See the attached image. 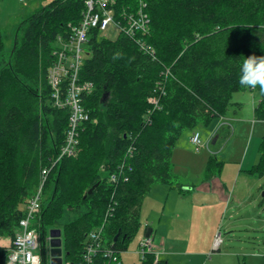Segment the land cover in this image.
<instances>
[{
  "label": "trees",
  "instance_id": "16d2710c",
  "mask_svg": "<svg viewBox=\"0 0 264 264\" xmlns=\"http://www.w3.org/2000/svg\"><path fill=\"white\" fill-rule=\"evenodd\" d=\"M108 6L122 25L142 9L148 29L115 40L100 37L99 28L89 32L78 81L93 90L80 99L89 120L79 128L76 156L53 165L69 113L53 106L47 74L56 38L80 23L85 0H54L33 11L0 69V238L11 241L48 169L33 228L42 244L52 229L61 231L66 262L79 260L89 233L103 226L95 264H121L145 195L154 185L183 191L171 164L177 142L225 116L233 94L257 92L253 119L264 122V92L239 83L243 60L264 56V0H109ZM3 50L0 26V59ZM221 168L209 157L202 182ZM245 173L264 177V137ZM140 264L170 263H155L147 253Z\"/></svg>",
  "mask_w": 264,
  "mask_h": 264
},
{
  "label": "rangeland",
  "instance_id": "374dc122",
  "mask_svg": "<svg viewBox=\"0 0 264 264\" xmlns=\"http://www.w3.org/2000/svg\"><path fill=\"white\" fill-rule=\"evenodd\" d=\"M23 1L0 0V25L4 43L0 69L10 61L14 43L21 36L18 29L21 22L33 12L31 9L46 6L54 0ZM32 2L38 5L33 3L28 10L27 5ZM117 36L118 30L112 25L100 33V37L108 40H115ZM258 100L257 92L233 94L231 103L236 105L230 106L226 114V118H233L232 129L221 127L222 120L215 119L208 127L196 129L203 145L199 151L187 142L189 133H185L172 153L173 171L181 184L186 183L183 174H201V171L203 174L209 157L222 163L216 178L227 188V202L221 208H202L194 200L191 213L181 220L179 236L189 239L190 250H203L209 239L213 243L218 240L217 250L209 249L206 253L208 258H204V263L207 264L213 259L210 264H264V177H252L245 173L256 164L259 144L264 137V122L253 120V105ZM215 137L217 140L211 143L210 139ZM194 196L198 198L197 194ZM148 210L145 204L141 206L138 215L140 227L128 241L126 250L121 253V264H140L137 249L148 231L145 227L146 215H150ZM188 218L190 220L186 222ZM9 244L8 238H0V247H8Z\"/></svg>",
  "mask_w": 264,
  "mask_h": 264
},
{
  "label": "crops",
  "instance_id": "0c3cea01",
  "mask_svg": "<svg viewBox=\"0 0 264 264\" xmlns=\"http://www.w3.org/2000/svg\"><path fill=\"white\" fill-rule=\"evenodd\" d=\"M19 2L23 3L24 1L19 0ZM33 3L38 5L37 2L30 3L27 5L28 10ZM38 7L41 8L40 6ZM39 8L34 7L31 11H35ZM110 25L111 24L109 23L107 26ZM106 29L107 27L104 30H101V32L103 33ZM256 105H253V109ZM226 114L225 116L218 118L223 122L221 127H228L232 129L231 123L233 122V118H226ZM239 126L240 125H238V127ZM191 134L192 132H190L188 137H186L189 144H191ZM216 140L217 137L210 139V142L214 143ZM177 144L179 143L177 142ZM176 174L179 176L181 175L180 173ZM201 174L199 172L183 174L182 176L186 179V183L182 184V192L177 189H169L164 186L154 185L142 199L141 206L145 204L149 209L148 213H150V215H146L147 223H145V227L151 230L150 237L152 240V248L157 253L159 260H164L170 264H207L204 263V258H208V254L206 253L209 249L213 250L212 240L209 239L206 248L203 250H190L188 246L189 239H182L179 236V234H181L182 217L184 218L189 214V212L191 213V208L194 206V200L197 201L196 204L202 208H221L222 204L228 200L227 188L223 186L220 179L214 178L211 181L202 182L200 179ZM195 194L198 195L197 199L194 196ZM144 201L146 203H144ZM141 206L139 211L141 210ZM190 218L185 219V221H189ZM213 260H210V263H212Z\"/></svg>",
  "mask_w": 264,
  "mask_h": 264
},
{
  "label": "bare ground",
  "instance_id": "6f19581e",
  "mask_svg": "<svg viewBox=\"0 0 264 264\" xmlns=\"http://www.w3.org/2000/svg\"><path fill=\"white\" fill-rule=\"evenodd\" d=\"M20 1H23V0H20ZM108 5H109V0H85V10L82 13V19H81L80 23L77 26L69 25L70 34H71L72 28L76 29V28H79L81 25H85L86 17H97L101 21L102 20H109V21L112 20V22L110 24L112 26H114L118 30V33H125L123 31V29L126 28L128 26V24L127 25H122L121 21L116 23L114 21V18H113V10L110 9ZM144 6L145 5H143V7ZM139 15H142V16L146 17V21H147L146 28H145V31H142V32H146L147 29H148L149 20L147 18V15L142 12V9L138 11L136 16L131 15L128 18V20L131 17L138 18ZM93 29H95V28H93ZM91 30H92V28H87L86 29V33H87L86 42L88 40V34H89V32ZM137 31H141V30H137ZM69 35H67V37L58 36L56 38V40H55L54 48L52 50L53 62H52L51 67L48 70L47 83L50 86L51 82L53 80V77H57L58 80H59V85L64 87L65 84H68L75 77L78 84H86V85L91 87L89 92H83V93L80 94V99H81L82 98L81 96L88 95L93 90V84L92 83L79 82L78 81L79 70H80V67L82 66V63H83V61L85 59V55H86V53H85L86 52V48H85L86 47V42L80 48V51L82 50V52L73 51V52L70 53V50L74 49V46L71 45V44L68 45L67 48L65 49L64 52L70 53L72 55V58H73L74 66L70 67V65L67 62L66 56L60 61L58 59V54L60 53V51H58V50H60V44H59L58 38L67 39L69 37ZM132 35H129V36L132 37ZM141 43L139 44L141 49H146L145 44H143V43L141 44ZM82 54H83V56H82ZM53 64H54V66H53ZM50 88H51V86H50ZM67 99H68V94H61L60 98L58 99L56 97H52V92H51V100H52L53 106L56 107L57 109H61V110L67 109L68 113H69L68 114V129H67L66 134H65V141H64V144L62 145V147L60 149V152L58 154V157L54 161L53 165H55L57 162H59L60 160H62L64 158L76 156V154L78 152V144H79V141H78L79 128H80L82 123H84V122L89 120V115L85 111L82 102L80 103V105H81V107L83 109L81 107H76V106H73L71 104L64 103L65 100H67ZM80 116H88V119L84 121V119L81 118ZM74 117H76L75 121L72 120ZM74 123H76V126L73 128V124ZM195 137H199V139H201V135H200V133L197 130L193 131L192 134H191V137H190L191 145H193L192 142H193V139ZM195 149H196V147H195ZM48 173H49L48 169H43L41 171V176H40L41 179H40L39 187L37 188L35 193L32 195V197H30L28 199L27 203L24 206V212L26 211V209L28 210L29 207H31V206H32V208H34V211L31 214V215H34L33 216L34 220L37 219V217L39 215V212L41 210V204H42V201H43V187H44V182L46 180V177H47ZM111 180L115 181L116 180L115 176H112ZM91 191H92V189L89 190L88 193L90 194ZM52 230H59V229H52ZM102 232H103V226H101V227H99L97 229H94L93 231H91L89 233L88 237H89L91 243H89V245L85 249V252L81 255V258L79 260H77V261L66 262L65 261V256H64V250H63L62 245H61V255L59 256V258L61 259V264H67V263L79 264V262H81L82 257L86 253L88 248H90V247H98ZM98 235H99L98 239H96V240L91 239V237H96ZM48 237H50V236L48 235ZM60 238L62 240L61 231H60ZM147 238H151V237L149 236ZM49 247H50V242H49ZM7 255H8V252L6 251V256L3 257V261L4 262H6ZM105 255L107 257H112V254H107L106 253ZM39 257H40V261H41L42 264H51L52 259L57 258V257H52L51 256L50 250H49V252H47L45 254H40ZM157 259H158V255H157ZM93 264H95L94 260H93Z\"/></svg>",
  "mask_w": 264,
  "mask_h": 264
},
{
  "label": "built area",
  "instance_id": "2783aa9c",
  "mask_svg": "<svg viewBox=\"0 0 264 264\" xmlns=\"http://www.w3.org/2000/svg\"><path fill=\"white\" fill-rule=\"evenodd\" d=\"M85 25H81L79 28H72L71 34L67 39L58 38L60 44V53L58 54L59 61L62 60L65 56L70 67L74 66L72 55L70 54L73 51L79 52L80 48L84 45L87 38L86 29L87 28H99L104 30L112 20H99L97 17H86ZM146 17L139 15L138 18L131 17L128 20V26L123 29V31L132 35L135 30L145 31L146 28ZM73 45L74 49L70 50V53L64 52L68 45ZM82 52V50L80 51ZM54 66V64H53ZM52 97L60 98L61 94H68V99L64 103L71 104L76 107H81L80 103V94L83 92H89L91 87L86 84H78L76 78L74 77L68 84H65L64 87L59 85V80L57 77H53L51 82ZM150 103L157 105V99H150ZM82 108V107H81ZM83 109V108H82ZM85 120L88 119V116H80ZM76 120V117L72 119ZM76 126V123L73 124V128ZM78 127V126H77ZM77 129V128H76ZM193 145L196 147V150L199 151L202 148V142L199 137L193 139ZM34 211V208L29 207V209L24 212L23 218L18 224V228L10 241L9 246L6 248L8 252L6 262L3 261V257L0 255V264H42L40 261L39 255L42 254V246L45 247V251L49 252V242L50 237H47L45 241L41 242L39 232L33 228L34 219L31 215ZM99 235L96 237H91V239H98ZM151 238H143L140 241V244L137 249V254L140 258H144L147 253L153 254L155 262L157 259V254L152 248ZM98 247H90L87 249L86 253L83 255L81 262L79 264H93V257L95 255L96 249ZM218 240L216 239L213 243V250H217ZM107 254H112L110 251ZM70 264V263H67Z\"/></svg>",
  "mask_w": 264,
  "mask_h": 264
},
{
  "label": "clouds",
  "instance_id": "9594fccd",
  "mask_svg": "<svg viewBox=\"0 0 264 264\" xmlns=\"http://www.w3.org/2000/svg\"><path fill=\"white\" fill-rule=\"evenodd\" d=\"M239 83L248 88L259 87L264 92V56L245 58L239 68Z\"/></svg>",
  "mask_w": 264,
  "mask_h": 264
},
{
  "label": "water",
  "instance_id": "95a60500",
  "mask_svg": "<svg viewBox=\"0 0 264 264\" xmlns=\"http://www.w3.org/2000/svg\"><path fill=\"white\" fill-rule=\"evenodd\" d=\"M151 234V230L148 229V231L145 233V237H149ZM49 236L51 237L50 241V252L52 257H57L52 259L51 264H61V259L59 256L61 255V245H62V240L60 238V230H51L49 233ZM119 235H117L114 238L113 242H116L117 238Z\"/></svg>",
  "mask_w": 264,
  "mask_h": 264
}]
</instances>
